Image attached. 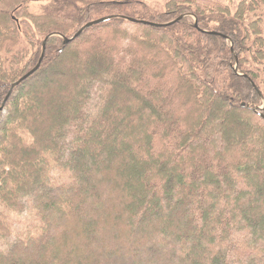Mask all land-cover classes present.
Wrapping results in <instances>:
<instances>
[{
	"label": "trees",
	"instance_id": "1",
	"mask_svg": "<svg viewBox=\"0 0 264 264\" xmlns=\"http://www.w3.org/2000/svg\"><path fill=\"white\" fill-rule=\"evenodd\" d=\"M262 4L0 0V264H264Z\"/></svg>",
	"mask_w": 264,
	"mask_h": 264
},
{
	"label": "rangeland",
	"instance_id": "2",
	"mask_svg": "<svg viewBox=\"0 0 264 264\" xmlns=\"http://www.w3.org/2000/svg\"><path fill=\"white\" fill-rule=\"evenodd\" d=\"M141 1L146 3L148 6L155 8L157 11H161V10H163V6L167 0H141ZM218 1L225 4V5H228L230 7V9L232 11H234V10H236V7L239 5V3L242 2L243 0H218ZM247 1H250V0H247ZM39 5H40L39 3L32 4L31 9L33 11H36V10H38ZM259 12H260L262 20L264 21V4L261 5V9L259 10ZM257 18L258 17H253V15L252 16L250 15L248 17V23L257 19ZM233 54H234V56L236 55V52L234 51V49H233ZM235 66H237V69H238V66H239L238 58H237V63L235 60L234 68H235ZM247 68L256 70V72H257L256 66L254 64H252L251 62L249 65H247ZM263 69H264V64L260 66V70H263ZM258 84L260 85V89H261L262 95L264 97V72H261V74L259 73ZM256 107H259V109L256 110L255 109ZM260 107L261 108L263 107L262 98H261L260 104L256 105L254 107V111L258 112V110H259L262 114H264V107H263V109H260ZM10 218H11L13 227L15 229V233L16 232L24 233L27 231L28 227H30V226L34 227V225H36V223L38 225L36 217L34 216V214L31 210H28L23 215H11Z\"/></svg>",
	"mask_w": 264,
	"mask_h": 264
},
{
	"label": "water",
	"instance_id": "3",
	"mask_svg": "<svg viewBox=\"0 0 264 264\" xmlns=\"http://www.w3.org/2000/svg\"><path fill=\"white\" fill-rule=\"evenodd\" d=\"M187 16H190V14H183L181 16H179L178 18L170 21V22H167V23H155V22H151V21H147V20H142V19H138V18H133V17H127V16H106V17H102V18H99V19H96V20H93V21H90L88 23H86L84 26H82L78 32L72 37V38H67V37H63V41L64 43H69L71 41H73L75 38H77L81 33H83L87 28L89 27H92L96 24H99V23H102L108 19H111V18H115V17H121V18H124V19H127L128 21H131V22H136V23H141V24H145V25H150V26H155V27H162V26H170L174 23H177L179 20L187 17ZM195 26L198 27L197 25V21H195ZM202 32L204 33H209V34H214V35H217V36H221V37H224L226 38L227 40H230L229 37L221 34V33H217L215 31H205V30H202ZM56 34H49L46 36V38L44 39L43 41V46H42V53H41V56H40V59L38 61V63L36 64V66L30 70L27 74H25L23 77H21L17 82H15L14 84H12L11 88H10V91L8 92L7 96L5 97V100L3 102V105L0 106V110H2L3 106H4V103L7 101L8 97L10 96V94L13 92V90L15 89V87H17L22 81H24L25 79H27L29 76H31L41 65V62L44 58V55H45V51H46V43L48 41V39L52 36H54ZM231 50L233 52V43L231 41ZM236 57V63H237V55H235ZM237 65V64H236ZM235 70L237 71V66H235ZM254 87L256 88V86L254 85ZM259 94L263 100V107H264V97L262 95V92L259 91ZM242 106H245V103H242L241 104ZM263 107L260 109H263ZM256 110L259 109V107H256L255 108ZM259 113H261L259 110H258ZM262 114V113H261ZM264 116V114H262Z\"/></svg>",
	"mask_w": 264,
	"mask_h": 264
}]
</instances>
